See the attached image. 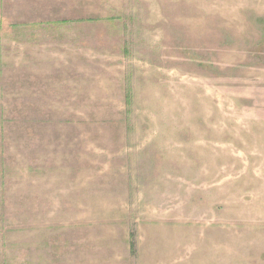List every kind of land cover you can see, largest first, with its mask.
Returning a JSON list of instances; mask_svg holds the SVG:
<instances>
[{"label": "rangeland", "instance_id": "1", "mask_svg": "<svg viewBox=\"0 0 264 264\" xmlns=\"http://www.w3.org/2000/svg\"><path fill=\"white\" fill-rule=\"evenodd\" d=\"M0 264H264V0H0Z\"/></svg>", "mask_w": 264, "mask_h": 264}]
</instances>
